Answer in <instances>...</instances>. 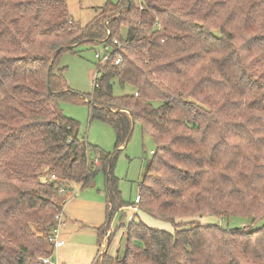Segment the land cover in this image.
I'll list each match as a JSON object with an SVG mask.
<instances>
[{"label": "trees", "instance_id": "1", "mask_svg": "<svg viewBox=\"0 0 264 264\" xmlns=\"http://www.w3.org/2000/svg\"><path fill=\"white\" fill-rule=\"evenodd\" d=\"M83 45L112 49L97 61L103 74L90 95L70 88L58 67L63 51ZM115 79L130 92L115 96ZM65 100L88 103L91 119L114 128L113 154L80 136L79 122L61 111ZM133 124L156 151L138 209L119 224V264H264V224L199 219H264V0L108 1L85 25L68 0H0V264L53 256L48 238L66 204L58 189L86 188L102 171L101 245L115 213L131 205L114 166ZM110 259L104 253L97 263Z\"/></svg>", "mask_w": 264, "mask_h": 264}, {"label": "rangeland", "instance_id": "2", "mask_svg": "<svg viewBox=\"0 0 264 264\" xmlns=\"http://www.w3.org/2000/svg\"><path fill=\"white\" fill-rule=\"evenodd\" d=\"M113 3L119 0H68L70 13L73 19L82 25L90 22L108 2ZM140 4V0H134ZM80 53L63 51L58 67L63 69V74L70 88L83 95L93 93L94 81L103 72L97 67L96 53L99 51L105 54L106 46L99 45L90 47L87 45L78 48ZM57 67V68H58ZM130 90L120 87L117 79L114 80L113 94L121 96ZM61 111L64 115L79 122L80 136L89 143L97 146L100 150L111 152L116 151V134L114 128L102 120L91 119L92 109L88 103L62 101ZM118 157L114 166V174L118 178V185L124 201L131 203L122 210L115 213L108 233L101 236V242L107 244L101 253L99 249L98 228L107 222L108 204L106 194V178L104 172H99L94 182L82 188L81 184L72 183L71 190L62 196L66 199L63 208V225L60 234L65 238V245L54 250L53 256L65 264H98L104 252L111 257L109 264H119L118 258L124 256L126 235L124 227H119L120 221L127 222L132 212H136L138 205L133 204L139 193V184L143 173L156 151V145L150 134L142 133L141 127L137 124L129 142L120 147ZM135 209H133V208ZM65 214V215H64ZM140 218L148 225L160 229H173L169 224H161L154 218L141 214ZM204 223L218 224L224 228H238L248 226L256 229L264 224V219L252 223L250 217L232 216L230 218L205 215L200 217ZM113 233V236H112ZM111 237V239H108ZM101 243V244H102ZM105 246V245H104ZM103 249V248H102ZM103 252V253H102Z\"/></svg>", "mask_w": 264, "mask_h": 264}, {"label": "built area", "instance_id": "3", "mask_svg": "<svg viewBox=\"0 0 264 264\" xmlns=\"http://www.w3.org/2000/svg\"><path fill=\"white\" fill-rule=\"evenodd\" d=\"M114 43L118 46H125L126 45V44L121 43L118 40H114ZM106 50L107 51L105 52V54H102L99 51L96 53V57H97L98 61L101 63H105L106 61L110 60L112 57V49L110 47L106 46ZM120 61H121L120 58L117 59L116 64H119ZM135 94L137 95L138 93H135ZM51 179L55 180L56 176L53 174L51 176ZM58 192L60 194H64V193L68 192V189L65 187H60L58 189ZM139 200H140V197L136 196L135 202L138 203ZM56 221H57V225L53 228V230L50 233L49 238H48L49 242L52 244L54 250L65 245V240L62 238V236L60 234V230H61L62 225L64 223L63 222V212L56 216ZM43 263L44 264H62L58 259H54L53 256L44 258Z\"/></svg>", "mask_w": 264, "mask_h": 264}, {"label": "crops", "instance_id": "4", "mask_svg": "<svg viewBox=\"0 0 264 264\" xmlns=\"http://www.w3.org/2000/svg\"><path fill=\"white\" fill-rule=\"evenodd\" d=\"M133 208V207H132ZM134 209V208H133ZM135 210V209H134ZM134 214H135V211L134 212H132L131 214H130V216L128 217V219H132V217L134 216ZM65 215V214H64ZM64 225H65V223H64ZM63 225V226H64ZM106 233H107V231H106ZM108 233H109V230H108ZM98 234H99V231H98ZM64 240H65V238L64 237H62ZM108 239L110 240L111 239V237L109 238V236H108ZM66 244V243H65ZM106 244H107V240H106V243H102L101 245H99L100 247H99V249H98V253H101V251H103L104 249H105V247H106ZM105 245V246H104ZM62 247H64V246H62ZM62 247H60V248H62ZM103 248V249H102ZM103 253V252H102ZM105 253V252H104ZM53 258L54 259H56L55 258V256H53ZM59 260V259H58ZM60 261V260H59ZM95 261V260H94ZM62 264H65L63 261H60Z\"/></svg>", "mask_w": 264, "mask_h": 264}, {"label": "water", "instance_id": "5", "mask_svg": "<svg viewBox=\"0 0 264 264\" xmlns=\"http://www.w3.org/2000/svg\"><path fill=\"white\" fill-rule=\"evenodd\" d=\"M72 48H73V46H70V47H69V49H72ZM89 101L92 102V100H89ZM134 126H135V125L133 124V128H134Z\"/></svg>", "mask_w": 264, "mask_h": 264}]
</instances>
